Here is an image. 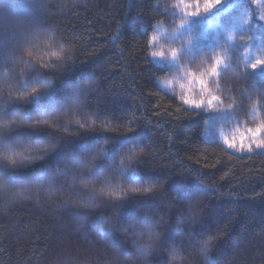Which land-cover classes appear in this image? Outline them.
<instances>
[{"label":"trees","instance_id":"16d2710c","mask_svg":"<svg viewBox=\"0 0 264 264\" xmlns=\"http://www.w3.org/2000/svg\"><path fill=\"white\" fill-rule=\"evenodd\" d=\"M190 1L159 0L175 16H158V0H0V82L14 75V86L0 92V125H7L0 126V156L6 153L17 162L12 166L0 158V178L23 185L7 199L0 196V264H144L126 234L120 237L129 255L116 252L96 234L116 212L150 213L161 221L157 231L164 248L157 244L156 264H264V154L255 149L234 152L222 139L223 133L236 137L254 127L264 119V109L253 115L251 102L242 103L235 118L239 123L233 118L222 121L219 113L186 111L179 83L189 85V91H183L193 98H199V84L195 88L166 74L160 79L174 82L178 90L161 88L155 75L171 66L147 64L141 51L151 23L159 20L173 32L181 9L195 11L193 3L202 11L208 2ZM232 5L236 10L216 25L220 32H206L189 22L198 37L191 46L193 37L189 42V35L180 34L177 46L189 55H204L205 62L193 65L194 71L208 68L207 55L229 31H236L239 39L240 33H251L255 27L252 43L259 44L264 22L257 19L252 0H221L209 15ZM246 8L252 19L241 26L236 19ZM28 20L34 21L29 33L54 32L67 51L51 65V51L57 49L36 41L34 62L51 66L24 69L26 78L20 80L23 66H13L12 74L5 63L24 39L17 31L24 32ZM219 51L223 49L216 55ZM231 51L238 64L244 62L246 51L262 55L239 43ZM242 71L237 67L224 75L221 91L215 94L239 99L242 89L264 88V68H249L244 76L239 75ZM33 87L40 91L28 95ZM20 93L27 98H15ZM77 93L82 97L79 106L72 104ZM37 120L40 125L34 123ZM133 148L144 161L133 169L139 183L130 174H114L110 167ZM99 153L88 173L81 160ZM81 171L87 178L70 187L69 175ZM153 184L154 193L132 191ZM123 194L128 198L109 203L110 197ZM205 240L207 261L197 243ZM172 241L182 246L174 259L167 248Z\"/></svg>","mask_w":264,"mask_h":264},{"label":"snow or ice","instance_id":"6c2138e0","mask_svg":"<svg viewBox=\"0 0 264 264\" xmlns=\"http://www.w3.org/2000/svg\"><path fill=\"white\" fill-rule=\"evenodd\" d=\"M221 3V0H208L203 8V14L209 12L217 5ZM252 4L256 6L259 15L257 19L260 22H264V2L262 0H252ZM178 5H172V8H176ZM154 10L158 16H167L172 14L175 16V12L169 11V7L165 5L161 7L158 3L154 6ZM3 11V10H0ZM157 15H154V19H157ZM202 15L201 11L197 7L195 11L188 12L181 9L180 19L181 23L178 25L175 31L168 32L165 30L162 22L157 20L155 24L151 23L149 28L151 30V35L148 31H145L144 35L146 37V42L144 43L141 51L145 53L144 59L147 64H162L167 63L171 66L169 71L163 72L159 75H155V81L160 85L161 88H168L171 86L170 80H161L160 77L166 74L179 76L182 80L188 81L189 84H199V98H193L187 95H181L180 99L184 105H187V110H201L212 113H219L222 115L223 120L226 121L229 118H233L236 123H239L237 119L238 109L242 103L251 102L252 108L251 113L253 115H259V111L264 109V88L257 89L251 87L249 89H242L240 91V98L237 99L236 96L228 95H217L221 91V80L224 75L230 71H235L237 67L243 69L239 75L244 76L248 69L256 70L258 68H264V33H262L258 39L259 44L253 45V35L255 32V27L252 28L251 33H240L239 39H237L236 31H229L226 34V39L222 44H219L216 48L210 50V54L207 55L208 68L203 71H194L193 65L198 61L201 63L205 62L204 55H189L185 52L183 47H167V45L172 44L173 38H178L180 33L184 29L186 23L191 17H196ZM252 19V12L250 9H244L243 15L240 18V25H249ZM22 21L18 20L17 23ZM186 39L191 40L189 34ZM36 41H42L47 48L57 49L51 51L49 61L51 65H54L55 60L63 59L67 49L62 40L57 39L54 32H44L43 30H33L23 40L20 41L18 47L9 56L8 61L5 63V70L8 71L9 67H12V74H15V65H22L21 78L24 80L26 77L23 75L24 69H32L34 67H39L40 69H49V62L35 63V54L37 50ZM239 43L247 50L255 48L260 53L259 57H254L250 55V51H246L244 62L238 64L236 58L233 56L231 51V46L233 44ZM219 54L216 55L218 50ZM55 58V60H53ZM139 58V56H137ZM187 61V64L184 63ZM13 79L5 78L4 81L0 82V92H4L5 89H11L14 86ZM50 82V81H49ZM47 87V84L43 85ZM183 87V85H182ZM40 91V88L33 87L32 91L28 95H35ZM252 92H258V97H253ZM79 93V90H78ZM77 93V98H74L73 103L79 106L82 97H79ZM27 95V96H28ZM8 96H12V92H8ZM15 98L23 99V93L18 94ZM225 99L230 100L231 103L225 104ZM58 115V114H57ZM56 115V116H57ZM56 116L50 119L56 118ZM36 124H41L40 120L35 121ZM48 123V121H44ZM7 126V125H0ZM224 144L227 149H231L237 153H251L255 150H259L264 154V119H259V122L254 127H246L244 131L240 134L239 140L236 137L231 139L225 138ZM103 149H101V152ZM143 151V149H141ZM98 155H93L92 158L81 160L80 164L84 169H87L89 173L90 169L94 166ZM3 160L8 161L9 164L15 166L17 162L15 160H9L7 154L4 153L0 156ZM144 161L137 157L136 150L133 148L128 151L125 155L119 158V161L110 165L112 172L114 174H120L123 176L130 177L133 181L139 183L137 173L133 170L138 164ZM72 177V184L70 187H75L77 182H82L87 178L84 171L79 173H72L69 175ZM158 184V183H155ZM155 184L147 188H133L132 191L136 194L146 193L151 194L155 192ZM23 185H17L6 178H0V196L7 199L8 194L14 189L20 188ZM163 188L161 189V192ZM127 197V194L115 197L112 196L109 199V203L113 199L118 201H123ZM178 199V197H177ZM86 203H91V201H86ZM81 216H86V213H78ZM103 219V218H102ZM104 225L100 230H97L96 234L103 240H105L109 245H111L116 252L121 255H129L125 243V239L120 237V234H126V238L132 240V244L136 249L137 254L143 259L144 264H156L154 257H156L159 252L157 251V244L161 248H164L162 243V236L157 229L160 227L161 221L153 219L152 215L149 214H128L126 216H120L118 212L114 215L112 221L104 220ZM201 247V255L204 260L207 261L209 256V241H197ZM181 245L172 241L167 245L168 251L172 254L170 258L174 259L175 254L181 252Z\"/></svg>","mask_w":264,"mask_h":264},{"label":"rangeland","instance_id":"374dc122","mask_svg":"<svg viewBox=\"0 0 264 264\" xmlns=\"http://www.w3.org/2000/svg\"><path fill=\"white\" fill-rule=\"evenodd\" d=\"M186 1H188V2H191L190 0H186ZM202 1H204V0H202ZM239 6V4L237 3V7ZM192 8L193 9H197L195 6H194V4L192 3ZM204 8V7H203ZM221 8V7H220ZM236 10V7H234L233 5L232 6H229L228 8H226V9H224L222 12L220 11V12H218V13H216V15L215 16H210L209 14L210 13H212L213 11H214V8L212 9V10H210L209 12H207V13H204L203 14V10L201 11V8L199 9L200 11H201V13H202V15H200V16H196V17H191L189 20H188V22L186 23L187 24V27H184L186 30L185 31H183V32H181L180 34H182V35H189L190 34V36H192L193 37V39L191 40L192 42L190 43V46L191 45H193V43L196 41V39L198 38V37H196V36H194L193 34H192V30H194V28L191 26V24H189V22H191L192 24L194 23L195 25H199V27L201 28V29H203V31L204 30H207L206 32H215L216 33V31H218V32H220L219 30H216V25H217V23L219 22V21H221V20H219L224 14H226V13H230L232 10ZM184 10H186V11H188V12H191V11H193V10H191L190 9V7H185V9ZM220 10V9H219ZM238 10V9H237ZM240 15L237 17V19H236V21L237 22H240V18H241V16L243 15V11H240ZM179 16H180V14H179ZM178 20H181L180 19V17H178L174 22V25H175V30H176V26L178 25V23H179V21ZM26 23V22H25ZM33 23H34V21H31V20H28V22L26 23V25L24 26V32H19V31H17V33H18V37H25L26 35H28L29 34V29H30V26H33ZM166 30V29H165ZM225 29L223 28V31H224ZM167 31V30H166ZM8 35V34H7ZM17 37V38H18ZM4 38H6V35L4 36ZM179 38V37H178ZM178 38H173V40H172V44H170V45H167V47H176V48H178L179 46H177L176 45V43H177V40H178ZM16 41L14 40V43H15ZM175 84H174V82H172L171 81V86L169 87V89H176V90H178V88H175V87H173ZM182 85H183V87H182ZM187 86H189V85H187L186 83H181V86H180V83H179V87H180V92L183 94V95H185L186 94V92H184L183 91V88L186 90V91H189V88H185V87H187ZM192 86L193 87H198V84H192ZM187 96H191V95H188L187 94ZM236 138H237V141L239 140V136L240 135H237V133H236ZM225 138H228V139H231V138H233V134H225V133H223L222 134V139H223V141H224V139Z\"/></svg>","mask_w":264,"mask_h":264}]
</instances>
